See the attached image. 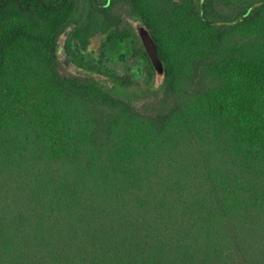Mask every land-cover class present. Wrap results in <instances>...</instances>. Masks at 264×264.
<instances>
[{"label": "trees", "instance_id": "1", "mask_svg": "<svg viewBox=\"0 0 264 264\" xmlns=\"http://www.w3.org/2000/svg\"><path fill=\"white\" fill-rule=\"evenodd\" d=\"M77 2L0 0V264H264V0H87L80 24ZM118 2L156 42L157 102L59 69L63 34L81 64L129 41Z\"/></svg>", "mask_w": 264, "mask_h": 264}, {"label": "rangeland", "instance_id": "2", "mask_svg": "<svg viewBox=\"0 0 264 264\" xmlns=\"http://www.w3.org/2000/svg\"><path fill=\"white\" fill-rule=\"evenodd\" d=\"M252 1L255 0H221L218 9L233 16L242 5ZM113 10L123 18L121 26L131 32L129 41L113 50L107 36L98 33L91 37L88 48L82 54L78 53L81 64L66 51L68 35L63 34L56 46L59 69L65 75L91 77L103 82L112 95L134 107H140L145 102H157L162 94L164 76L153 69L144 55L145 50L136 31L139 17L123 2L116 3ZM86 12L87 0H78L72 21L82 23ZM125 78H128V83H122Z\"/></svg>", "mask_w": 264, "mask_h": 264}, {"label": "water", "instance_id": "3", "mask_svg": "<svg viewBox=\"0 0 264 264\" xmlns=\"http://www.w3.org/2000/svg\"><path fill=\"white\" fill-rule=\"evenodd\" d=\"M136 31L140 37L144 50L155 70L157 72H163L162 60L158 54L156 42L149 32V30L143 24H136ZM66 60V58H63ZM67 61V60H66Z\"/></svg>", "mask_w": 264, "mask_h": 264}]
</instances>
